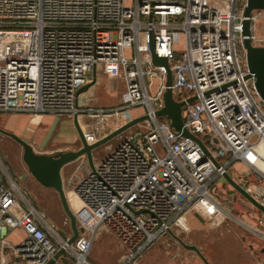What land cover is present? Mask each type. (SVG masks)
<instances>
[{
    "label": "built area",
    "instance_id": "obj_1",
    "mask_svg": "<svg viewBox=\"0 0 264 264\" xmlns=\"http://www.w3.org/2000/svg\"><path fill=\"white\" fill-rule=\"evenodd\" d=\"M245 6L246 0H0V114L73 117L89 145L147 117L93 169L86 166L74 187L76 203L68 200L78 228L91 237L80 233L72 244L71 227L69 236L59 231L0 155V264H92L101 230L128 247L121 264H141L168 236L186 249L180 233L200 229L235 225L264 241L260 228L234 213V199L220 202L213 189L240 162L246 170L234 180L264 205V99L247 65ZM248 20L247 39L264 47L255 36L264 9ZM152 42L168 60L174 100L194 97L183 107L184 127L209 155L158 114L168 73L153 63ZM98 70L121 85L122 104L80 106L79 91ZM18 227L25 237L14 244L7 236Z\"/></svg>",
    "mask_w": 264,
    "mask_h": 264
},
{
    "label": "rangeland",
    "instance_id": "obj_2",
    "mask_svg": "<svg viewBox=\"0 0 264 264\" xmlns=\"http://www.w3.org/2000/svg\"><path fill=\"white\" fill-rule=\"evenodd\" d=\"M244 1V0H242ZM257 37L264 38V24L256 28ZM99 79L81 94V107L84 108H108L123 103L121 96L116 91L109 90V83L112 81L98 70ZM158 79L153 80V90L157 87ZM111 89V87H110ZM121 94V93H120ZM144 109L140 108V112ZM130 116V111H127ZM15 115V114H14ZM7 115L2 117L0 114V125L4 126L5 120L15 122V128L12 133L28 141L36 152L42 154H55L59 152L74 151L80 148V139L75 126V119L69 116H62L60 125L55 129L54 134L48 143L41 147L49 127L53 122L52 116H43L41 118L31 117L27 114H16V116ZM31 117V118H30ZM4 119V120H3ZM43 119V120H42ZM3 120V121H2ZM0 128H2L0 126ZM133 128L120 133L106 143L100 145L93 152L94 162L100 160L104 155L119 144L126 134ZM3 129V128H2ZM5 130V129H4ZM11 132V131H8ZM0 155L6 159L18 176L26 174V180L20 177L19 185L23 191L29 195L37 204L38 208L46 214L50 221L65 235H70V224L65 214L59 196L53 189L41 186L28 172L23 161V149L12 138L0 133ZM86 160V156L84 157ZM84 158L72 162L63 169V178L65 190L68 198L76 203L74 187L85 173L86 166H89L88 160ZM246 168L242 163L236 162L229 169V174L237 178ZM254 182V181H253ZM254 184V183H253ZM213 189L220 202H224V196L230 200L234 199L231 205L236 215L242 218L250 225L260 228L264 232V226H257L258 219L264 218V211L254 207L246 198L225 180L219 179L214 183ZM258 211L253 218L249 215V210ZM86 237H91V233H83ZM25 237L22 228H15L8 233L7 239L14 244H19ZM180 237L189 245L196 246L206 257L210 264H263L264 255L260 257V250L264 248V241L250 232H243L235 225H226L219 229H200L194 230L189 234H181ZM252 247V249H251ZM129 255L128 247L123 244L114 234L101 230L95 238L94 244L89 256L92 264H121L124 258ZM259 256V260L258 257ZM141 264H205L201 258L193 251L184 249L171 237H165L154 246H152L143 256Z\"/></svg>",
    "mask_w": 264,
    "mask_h": 264
},
{
    "label": "water",
    "instance_id": "obj_3",
    "mask_svg": "<svg viewBox=\"0 0 264 264\" xmlns=\"http://www.w3.org/2000/svg\"><path fill=\"white\" fill-rule=\"evenodd\" d=\"M256 9H264V0H246V6L244 9V17L243 20V36L246 38L244 39V46L247 51L246 53V60L248 68L251 74L255 77V86L260 94V96L264 99V47H253L247 39L250 34V22L248 17L250 16L251 12ZM151 52H152V61L157 66H165L167 69V86L168 89L164 96L165 107L161 109L158 114L162 116H166L168 119L171 120L172 126L177 130H181L184 136L190 137L196 140L203 148L204 152L209 155L208 150L202 143V141L190 134L187 129L184 127V120L182 116L183 107L186 105L187 102H191L194 100L190 98L187 102H177L174 100L173 92L171 89L172 85V73L168 64V60L166 58H162L156 55L153 49V42L151 43ZM96 72L94 71V79L91 83L82 87L79 91V94L85 92L89 87L96 83ZM60 117H56L55 120H58ZM147 117L143 116L139 119L133 120L128 123L126 126L121 128L120 130L110 134L106 138L98 141L95 144L89 145L78 125L77 120L75 119V126L79 135L80 139V148L74 151H66V152H59L55 154H42L35 151L34 147L26 140L21 138L20 136L4 131L0 129V132L5 134L6 136L12 138L15 142H17L23 149V161L28 169V172L32 175V177L43 187L48 189H53L59 196L60 202L62 204L63 210L67 215L70 226L72 229V236L68 240L69 244L74 243L77 238L79 237L80 233H84L83 228H78L76 223L75 215L70 207L68 196L65 190L64 185V178H63V169L65 166L71 164L72 162L77 161L79 158L86 156L89 166L91 169L94 168V158L93 152L96 148L100 145L106 143L107 141L111 140L115 136L119 135L120 133L124 132L125 130L129 129L130 127L134 126L137 122L145 120ZM55 124L54 121L53 125L47 132L45 138L41 143V147H44L48 141L51 139L52 135L55 131ZM214 163L218 165V162L213 159ZM225 180L232 186L233 189L238 191L244 198H246L254 207L257 209L264 211V205H262L258 200H256L251 194H249L241 185H239L234 178L230 174L225 175ZM174 235V234H173ZM178 241L189 251L195 252L201 260L205 264H210L203 253L194 245L186 244L182 239L177 238ZM63 250L61 249L55 256L58 258L62 255ZM261 253L264 255V248L261 249ZM53 260H50L47 264H51ZM264 264V258H263Z\"/></svg>",
    "mask_w": 264,
    "mask_h": 264
},
{
    "label": "crops",
    "instance_id": "obj_4",
    "mask_svg": "<svg viewBox=\"0 0 264 264\" xmlns=\"http://www.w3.org/2000/svg\"><path fill=\"white\" fill-rule=\"evenodd\" d=\"M98 72L99 71H97L96 72V77H97V79H99V77H98ZM120 84H117V83H114L113 81H111L110 83H109V90H112V87H113V91H116L117 93H118V97H119V95L121 96V92H122V89H121V85L119 86ZM110 87H111V89H110ZM81 102H82V96H80V100H79V103L81 104ZM117 106V105H116ZM116 106H111V107H116ZM111 107H108V108H111ZM99 108V107H98ZM102 108H104V107H102ZM14 115L15 113H9V115ZM8 114H3V116L2 117H8L7 116ZM14 116H16V114L14 115ZM31 118V117H30ZM52 119L54 118V117H51ZM55 119V118H54ZM61 119V118H60ZM4 120V119H3ZM2 120V121H3ZM43 120V119H42ZM54 121V120H53ZM61 121V120H60ZM60 121H59V123H58V125H57V127L60 125ZM53 123V122H52ZM52 123H51V125H52ZM4 126H2V125H0L3 129H5L6 131H11V132H13L14 130H11V128H15L16 126H15V122L14 121H11V120H5L4 121V124H3ZM51 125H50V127H51ZM50 127H49V129H50ZM56 127V128H57ZM8 137V136H7ZM6 160V159H5ZM7 162V161H6ZM7 164H8V166H9V168H10V165H9V163L7 162ZM10 170H11V173L13 174V176L18 180V182L20 181V177H23L22 178V180H26V178H27V175L26 174H20L19 176H18V174L12 169V168H10ZM251 209L249 210L250 212L252 211V212H254L255 214L256 213H258V211H254L253 209H252V207H250ZM257 215V214H256ZM263 220H264V218H263ZM251 249H252V247H251ZM260 257L263 255L262 253H261V250H260ZM258 258V260H259V256L257 257ZM258 264V263H257Z\"/></svg>",
    "mask_w": 264,
    "mask_h": 264
},
{
    "label": "bare ground",
    "instance_id": "obj_5",
    "mask_svg": "<svg viewBox=\"0 0 264 264\" xmlns=\"http://www.w3.org/2000/svg\"><path fill=\"white\" fill-rule=\"evenodd\" d=\"M255 36H256V34H255ZM257 37V36H256ZM258 38V37H257ZM54 121H56V124H55V128L57 127V125H58V123H59V121H60V118L58 119V120H55L54 119ZM54 121H53V123H54ZM53 123H52V125H53ZM51 125V126H52ZM51 128V127H50ZM0 129H2V128H0ZM2 130H4V129H2ZM4 131H6V130H4ZM1 133V132H0ZM3 134V133H2Z\"/></svg>",
    "mask_w": 264,
    "mask_h": 264
}]
</instances>
